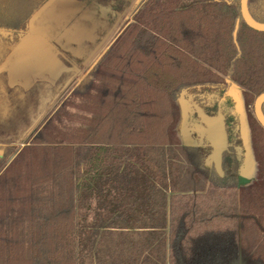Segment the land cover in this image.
<instances>
[{
	"label": "trees",
	"instance_id": "obj_1",
	"mask_svg": "<svg viewBox=\"0 0 264 264\" xmlns=\"http://www.w3.org/2000/svg\"><path fill=\"white\" fill-rule=\"evenodd\" d=\"M48 1L0 0V57ZM247 7L264 23V0ZM225 80L251 101L264 93V32L240 0H145L78 101L0 157V264H264V129L252 122L259 180L240 189L226 154L221 178L202 170L209 147L171 134L180 95H222Z\"/></svg>",
	"mask_w": 264,
	"mask_h": 264
},
{
	"label": "rangeland",
	"instance_id": "obj_2",
	"mask_svg": "<svg viewBox=\"0 0 264 264\" xmlns=\"http://www.w3.org/2000/svg\"><path fill=\"white\" fill-rule=\"evenodd\" d=\"M77 1L85 0H75ZM86 1L84 5L68 3L66 0L61 2L70 13L64 12L59 16L58 24L69 36L66 40H59L60 54L52 53L42 57L18 56L4 67L2 64L7 56L0 57V77L4 80L0 82V157L5 153L9 154L6 166L54 117L60 107L78 101L73 97L74 90L132 22L133 15L145 0H107V14H104V0H96L97 4L94 0ZM101 42L103 43L95 55L84 64L86 58ZM225 82L229 83L228 80ZM185 95L183 93L178 99L176 124L171 134L178 146L199 147L198 138L191 130L188 120L192 112L191 105H198L200 99L194 97L196 94ZM226 96L232 102L234 117L227 118V127L230 128L227 129L228 144L230 145V132L238 126L235 137L243 151V164L237 173L240 189L259 180L260 161L254 148L252 127L255 120V99L251 101L247 92L234 84H229ZM67 109L71 110L68 106ZM214 113L213 110L207 114L215 116ZM192 119L193 123H199L197 117L193 116ZM210 165L212 164L207 158L202 170ZM194 179L198 181V185L191 190L205 192L207 178L203 180L196 174ZM116 242L114 236L104 239V250L113 251L117 248ZM240 264L254 263L242 259Z\"/></svg>",
	"mask_w": 264,
	"mask_h": 264
},
{
	"label": "water",
	"instance_id": "obj_3",
	"mask_svg": "<svg viewBox=\"0 0 264 264\" xmlns=\"http://www.w3.org/2000/svg\"><path fill=\"white\" fill-rule=\"evenodd\" d=\"M63 0H49L30 20L28 24V34L20 42V44L14 49V51L8 56V58L2 64L4 67L9 61L18 56L25 57H42L49 56L52 53L60 54L58 49L49 40L45 30L37 29L36 26L45 22L48 18L52 19L53 9L62 2ZM87 1L75 2L80 5H84ZM248 0H240V14L243 22L247 27L256 31L264 32V23L256 22L250 15L247 7ZM54 22L58 24L59 18L55 19ZM238 24H236L234 37ZM107 37V36H106ZM105 37V39H106ZM103 42H101L86 58L84 64L88 63L89 60L95 55ZM264 104V93L259 95L253 105L254 117L258 124L264 129V115L262 113V105ZM188 107H190L188 105ZM192 112L189 116V126L191 130L196 134L198 138L199 147H202V143L210 148L208 155V161L212 164L215 172L219 177H223L224 173L222 170V157L228 149L227 135L225 131V119L223 114L218 109L215 116L210 117L206 115L198 105H191ZM196 115L199 123H193L192 117ZM238 129V126L236 127ZM236 152L241 153V148L236 147Z\"/></svg>",
	"mask_w": 264,
	"mask_h": 264
},
{
	"label": "flooded vegetation",
	"instance_id": "obj_4",
	"mask_svg": "<svg viewBox=\"0 0 264 264\" xmlns=\"http://www.w3.org/2000/svg\"><path fill=\"white\" fill-rule=\"evenodd\" d=\"M66 2L73 3V2H75V0H66ZM94 3L97 4L96 0H94ZM63 4L64 3H60L53 9L52 14H51L53 20L48 18L45 22H43L40 25L36 26L37 29H40V30L42 29V30L46 31L49 40L56 47V49H58V51L59 50L61 51L59 40L63 39V38H65V40H66V38L69 37V36H67L66 33L63 32L64 31V30H62L63 28L59 24H56L54 22V20L59 18V16L61 14H63L64 12L65 13H70V10H67L66 8H64ZM108 11H109V2L107 0L106 1L104 0V14H107ZM107 36H108V34H107ZM10 42H11V39L8 38V41H6L7 45H10ZM0 45H1V42H0ZM0 82H2V81H0ZM227 85H228V87L225 90V92H223L222 95H220V93H218V92H215V93H211V94H201V95L200 94H196L194 96V97H198L200 99L199 102H198V106L202 109V111L206 115H208L207 113L209 111H213V110L215 112L214 114L216 115L218 109H220V112L223 114L224 119H225L224 123H225L226 135H227V129L228 130L230 129V128L227 127V118L229 116L233 117V111H232L233 108H232L231 105L228 104V99L229 98L226 96L227 95V90L229 88V83H227ZM193 116L196 117V115H193ZM208 116H210V115H208ZM210 117H213V116H210ZM236 135H237V131H236V128H235L233 132H230V145L228 144V137H227L228 149H227V151L224 154H226V156L228 157V160L230 161L229 162V167L232 168V169H235V172L238 173V169L240 168V166H242V164H243L242 160L244 158H243L242 149H241V153L240 154H238L236 152V147H240V146H238V142H237L238 139H236V137H235ZM205 146L207 147L205 142H203L202 143V148H206Z\"/></svg>",
	"mask_w": 264,
	"mask_h": 264
}]
</instances>
